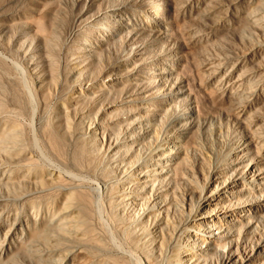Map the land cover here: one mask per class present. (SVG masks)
I'll list each match as a JSON object with an SVG mask.
<instances>
[{
	"label": "rangeland",
	"instance_id": "1",
	"mask_svg": "<svg viewBox=\"0 0 264 264\" xmlns=\"http://www.w3.org/2000/svg\"><path fill=\"white\" fill-rule=\"evenodd\" d=\"M236 154L230 232L262 256L264 214L238 212L250 188L264 208V0H0V264H169L158 196L184 222L174 186L196 197Z\"/></svg>",
	"mask_w": 264,
	"mask_h": 264
},
{
	"label": "bare ground",
	"instance_id": "2",
	"mask_svg": "<svg viewBox=\"0 0 264 264\" xmlns=\"http://www.w3.org/2000/svg\"><path fill=\"white\" fill-rule=\"evenodd\" d=\"M164 27L167 29V31L170 30V26H168V27L164 26ZM162 100L164 102L166 101V103L168 105L174 103V99H173L172 95H167L166 99H162ZM185 115H186V117H190L186 113H185ZM180 122H189V120L182 118L180 120ZM141 124L146 125L147 121L143 120L141 122ZM92 131H93V129H92ZM162 140H165L166 144L169 141H170V143H173L172 145H174V146L176 144L175 141L173 142L171 139L168 140L165 137H163ZM124 145L129 147V145L127 144L126 141H124ZM135 145H136V148H138L139 143L135 141L134 146ZM156 148L161 150V151L160 150L157 151L156 153H161V156H163V158H164V160L161 163L169 165L168 167H164V168L171 167L172 170L176 173V171L179 168V162L174 161V163H173L171 161L172 158L170 156H168L166 154L163 155V152H162L163 150L161 149L163 147L161 146V144H158L156 146ZM107 152H110V150H107ZM238 153L241 154L243 152H242V150H239ZM239 154L232 156V159L230 160L231 162H228L229 165H224V164L215 165L214 168L218 169V171H217L218 179L215 180L214 185L211 184L210 186H207L205 184V182L202 186L197 185L196 188L198 189V192H197L198 194L196 197L194 196V192H195L194 189H192V190L189 189V190H187V192L185 194H183V193H181L180 188H177L176 186H174L175 189L180 192V194H179L180 195V202H181V194L184 195L183 200H187L190 202L191 210L187 213L184 222L181 223V219L177 217V214H174V213L171 214L172 211L170 210L169 204H168V206L164 205V202L161 200V198L163 199V196L165 195L166 192H164V193H162V195L158 196V199H159L158 201L162 202V203L158 202L159 205L163 204V206H164V207L162 206L163 209H166L165 212L163 211V215H164V220L166 221L164 223V227H166L168 238L165 241L162 239V241L164 242L165 245H168V248H169V256H168L169 264H182V263H184V264H199V261H201V263H203L204 260L206 258L208 259V257H210L211 255L213 256L217 252H220V254H221V251L217 250V244L220 243L221 244L220 246L222 248H225V246H226L225 242L226 241L229 242L230 239L234 240V244L231 247L232 250H231V248L230 249L228 248V249L230 251H232L233 253H232V255H229L228 252L226 254L223 253L224 256H222L220 258L219 264H264V236L258 235V237L256 238L255 243H254L255 245L263 244L261 247V250H259V248L256 247V252H257L256 254L261 252L262 256L261 255L260 256H256V255L254 256L253 249H255V247L254 248L250 247L251 249L248 252L247 251V243L250 241L251 237H253V231L254 230L250 231L251 229L248 228V230L250 229L249 230L250 233L246 234L242 240H239L240 226L242 224V222H241L242 219H238L235 216V214L232 211V209H233L231 207L232 205H231V203H229V202L238 198V194L235 193V191H237V188H239L240 186H243L240 176L238 178V176H236V175L233 177L232 175L228 174L229 169H235V168L239 167L238 166V165H240V164H238L240 161V159H238ZM149 155H151V153H149ZM161 156H159V157H161ZM155 157H157L156 154H155ZM140 158H141V155H139V157L138 156L135 157L137 162H139ZM152 158H154V157L151 155L150 159H152ZM152 164L154 165V168H158V169L161 168V165L158 162L152 161ZM252 169H258V167L256 165H253ZM247 184H250V183H247ZM143 185H145V184H142V187H143ZM171 192L173 194L174 199L177 198V197H175L173 190H171ZM249 192L250 193H249L248 197H250V198L249 199L246 198V200H245V198L243 199L244 204H242V205H244V207L242 205H240L242 207L239 208L238 213L242 214V216H244V217H246L247 214H249L250 212L253 214H264V208L263 207L261 208V206L259 207V205H257V203H255L254 199L252 198V197H255L256 194L251 190V188H250ZM134 195L137 199L142 197L139 194H134ZM67 202H68L67 200L64 201V203L60 206V209L57 210V212L59 214L61 213L63 215L62 217L65 216V218H66V215L68 216L67 212L70 211V210H68ZM130 202L137 203V202H134L133 200H130ZM170 205H172V207H174V209H175V207H177L179 205V202L175 199L172 203L170 202ZM51 212H52V209H51ZM58 213L56 215H58ZM51 214L53 216V213H51ZM56 217H54V218H56ZM62 217L59 216L58 218H62ZM68 217L66 219H68ZM65 218H63V219H65ZM69 218H70V219H68L69 220V226H70V222H73L72 225L77 224V223H75V221H72V219H74V217H72V219H71V217H69ZM43 219H41V220H43ZM227 219H229L230 221L228 222ZM245 219L247 222L248 219L247 218H245ZM231 220H235L238 224H240V226L236 227V228H238L236 236H233V233L231 234V232H230V231H233V229H232L233 227L235 229V226L231 222ZM49 221H51V223H53L52 220H49ZM59 222L57 221V223L56 222L55 223L61 224ZM67 224H65V226ZM47 226H48V223L46 221L45 222L43 221V222H40L38 229L36 228L37 229L36 230L37 231L36 232L37 239L39 240V242L40 241H41V243L43 242L44 245L49 243L48 242L45 244V242H47L50 239L49 234L51 233V231H50V233L46 232ZM59 226H64V225L61 224ZM48 227L50 228V226H48ZM51 227L53 228L52 225H51ZM55 227H58V225L57 226L55 225ZM73 227H75V225H73ZM59 228L64 229V227H59ZM76 230H78V228L75 229V231ZM61 231H63V230H61ZM58 232H60V230ZM64 232L65 231H63L62 234ZM225 232L226 233L230 232V235L224 239H220L221 237H223L226 234ZM66 233H64L65 234L64 236H66ZM183 234L185 236L184 239L186 240V242L184 244H186V245H183V241H182L183 240ZM67 236L70 237L69 235H67ZM55 238H57V237H55ZM68 240H70V239H68ZM65 241L63 239V242H65ZM260 241H262V242H260ZM59 242L60 241H58V243ZM49 244L51 246L52 243H49ZM56 245H57V242H56ZM185 246H188V247H185ZM48 247H49V245H48ZM48 247H46V248H48ZM58 247H60V246L58 245ZM61 247H60V250H63V248L61 249ZM158 247L161 248V242L158 243ZM55 248L56 247H54V250H56ZM57 253L62 255L63 252H61V253L57 252ZM57 253H56V255L59 256ZM52 254L54 255L55 253H52ZM66 254H64V255H66ZM244 255H248L251 258H248L246 261H244L243 260ZM75 256H76V254L73 257H71V256L65 257L64 256L63 258L61 257V259H59L60 256H59V258H57L55 256V258H57V259H54V257L50 258V261H51L50 264H61V261H63V260L68 262L67 264H83V263H75V261L73 259ZM181 258H182V260H181ZM64 264H66V263H64Z\"/></svg>",
	"mask_w": 264,
	"mask_h": 264
}]
</instances>
